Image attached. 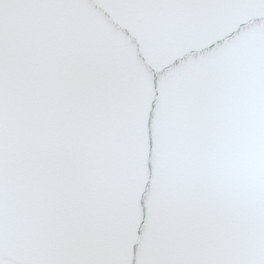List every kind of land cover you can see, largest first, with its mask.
<instances>
[{"label":"water","instance_id":"obj_1","mask_svg":"<svg viewBox=\"0 0 264 264\" xmlns=\"http://www.w3.org/2000/svg\"><path fill=\"white\" fill-rule=\"evenodd\" d=\"M0 264H264V0H0Z\"/></svg>","mask_w":264,"mask_h":264}]
</instances>
